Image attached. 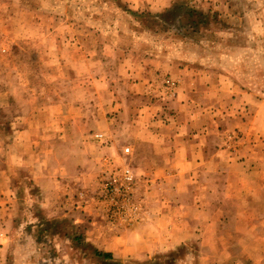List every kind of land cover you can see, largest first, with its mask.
<instances>
[{"label":"rangeland","instance_id":"obj_1","mask_svg":"<svg viewBox=\"0 0 264 264\" xmlns=\"http://www.w3.org/2000/svg\"><path fill=\"white\" fill-rule=\"evenodd\" d=\"M0 264H264V0H0Z\"/></svg>","mask_w":264,"mask_h":264},{"label":"built area","instance_id":"obj_2","mask_svg":"<svg viewBox=\"0 0 264 264\" xmlns=\"http://www.w3.org/2000/svg\"><path fill=\"white\" fill-rule=\"evenodd\" d=\"M98 137H100L101 135H97ZM129 151V149H127V152ZM125 174H126V178L128 179V180H132V174H131V172H130V170H126L125 171Z\"/></svg>","mask_w":264,"mask_h":264},{"label":"crops","instance_id":"obj_3","mask_svg":"<svg viewBox=\"0 0 264 264\" xmlns=\"http://www.w3.org/2000/svg\"><path fill=\"white\" fill-rule=\"evenodd\" d=\"M193 160V159H192ZM192 160H188L190 163H193Z\"/></svg>","mask_w":264,"mask_h":264},{"label":"trees","instance_id":"obj_4","mask_svg":"<svg viewBox=\"0 0 264 264\" xmlns=\"http://www.w3.org/2000/svg\"><path fill=\"white\" fill-rule=\"evenodd\" d=\"M105 256H107V257H108V256H109V254H105Z\"/></svg>","mask_w":264,"mask_h":264}]
</instances>
